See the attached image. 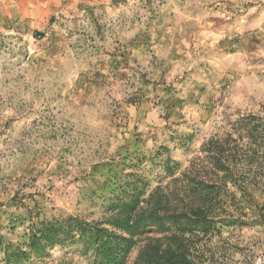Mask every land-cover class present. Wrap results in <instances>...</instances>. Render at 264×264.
I'll use <instances>...</instances> for the list:
<instances>
[{
  "label": "rangeland",
  "instance_id": "rangeland-1",
  "mask_svg": "<svg viewBox=\"0 0 264 264\" xmlns=\"http://www.w3.org/2000/svg\"><path fill=\"white\" fill-rule=\"evenodd\" d=\"M15 2L0 0L3 241L31 219L105 220L106 179L144 156L162 211L209 228L150 229L126 264L162 263L172 237L171 264H264V0ZM167 157L180 171L158 181ZM92 262L66 244L21 264Z\"/></svg>",
  "mask_w": 264,
  "mask_h": 264
},
{
  "label": "trees",
  "instance_id": "trees-1",
  "mask_svg": "<svg viewBox=\"0 0 264 264\" xmlns=\"http://www.w3.org/2000/svg\"><path fill=\"white\" fill-rule=\"evenodd\" d=\"M213 159L215 163H219V160ZM159 161L161 173L156 174L158 181L179 173L181 165L178 162L168 157ZM151 163L150 157L137 156L124 158L120 165L114 166L106 179L107 218L101 222L88 223L72 216L49 220L31 219L16 245L4 242L0 235V251L4 263L21 264L31 257L43 255L48 249L68 244L79 246L82 253L90 254L92 264H126L139 237L150 233V229L159 234L175 229L180 235L182 231L200 225L201 231L206 232L209 224L202 210L189 208L188 211L172 214L162 211L166 195L157 196L161 190L159 188L149 194L153 179L148 169ZM119 166L121 170H115ZM202 173V168L198 165L191 174L194 177L183 184V187L202 180ZM170 241L165 260L162 263L157 260L155 264H171L172 248L176 244L174 237ZM142 257L145 256L142 254Z\"/></svg>",
  "mask_w": 264,
  "mask_h": 264
},
{
  "label": "crops",
  "instance_id": "crops-1",
  "mask_svg": "<svg viewBox=\"0 0 264 264\" xmlns=\"http://www.w3.org/2000/svg\"><path fill=\"white\" fill-rule=\"evenodd\" d=\"M37 2H39V0H36ZM16 4V8L21 10V11H26L27 9H29V7H31V0H16L15 2Z\"/></svg>",
  "mask_w": 264,
  "mask_h": 264
}]
</instances>
